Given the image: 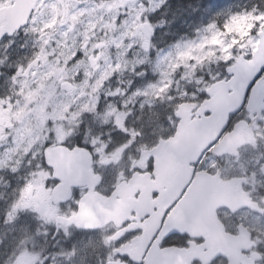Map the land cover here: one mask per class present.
I'll return each instance as SVG.
<instances>
[{
    "label": "flooded vegetation",
    "instance_id": "flooded-vegetation-1",
    "mask_svg": "<svg viewBox=\"0 0 264 264\" xmlns=\"http://www.w3.org/2000/svg\"><path fill=\"white\" fill-rule=\"evenodd\" d=\"M72 1L75 0H40L26 31L45 2L44 14H48L50 10H56L58 13L61 11L64 22L70 12L69 3ZM113 1L116 0L96 2L106 4ZM120 1L125 5L137 3ZM10 3L11 0L9 5ZM148 30L152 32V28ZM263 30L264 23L257 33V44L253 53L260 44L259 36ZM24 32L23 29L12 40L15 41ZM154 33L148 35L150 39L145 44L148 45L146 48L150 53L157 51V40H164L168 36L164 37L163 33L155 30ZM18 45L20 44H14L7 56L2 55L5 45L2 43L0 46V97L11 96L14 106L24 103V98L17 97L18 93L11 91L10 87V77L17 72L14 62L15 53L19 50ZM86 49L87 46L84 47V50ZM249 52L250 50H247L246 54H241L245 55L247 61ZM82 56L84 55L80 52L75 54L71 62L76 64L83 61ZM101 62L100 53L92 56L88 59L90 65L87 70L72 71L70 76L56 84L52 95L53 99L60 95L75 96L68 100L69 103L66 102V116L71 118L80 112L81 126L74 133L64 135V138L69 147L79 145L92 153L89 156L92 177L97 180L88 186L73 188L71 200L57 204L53 194L61 182L59 185L55 184V172L53 168H49L46 157L41 155V149L45 145L39 147L40 150L34 157H24L19 173L11 172L13 175L5 179L0 178V181H6L9 187L15 181H22L20 210L29 224L28 228L32 225L36 233L43 234L39 227L45 225L47 237L53 235L52 244L55 242L64 245L69 238L66 246L74 243L70 242L73 238H92L108 233L107 245L92 247L103 248L93 255L91 261L96 264H109V255L114 257L111 263L124 264L115 258L111 246L125 235V231L133 229H138L140 238L130 241L123 251L135 261L143 259L148 262L150 258H158L170 250L186 254L184 260L191 261V264H228L224 258L211 259L208 253L216 249L240 248L246 257L255 254L264 256V83L256 86L252 102L246 110L238 113L229 132L223 136L220 134L211 147L200 155H195L193 153L196 148L191 152L188 137L196 132L194 130L182 131L187 139L179 138L171 143L161 141L173 136L184 120L186 124L195 127L209 119L207 117H211V113L199 112V108L204 104L205 92L199 94L197 99H190L189 94L174 89V85H177L175 83L171 92L151 98H137L133 93L142 89L145 79L143 75L137 74V68L133 74L113 75L104 78L103 83H97ZM38 63L39 61L30 63V69L29 65L24 68L25 79L31 78ZM45 63L46 61L42 60V65L38 67L44 68ZM74 67L71 65L66 69ZM59 73V70L56 71L55 77L52 78L55 79ZM228 78L226 72L219 81ZM43 86L46 88L45 83ZM232 94V90L227 93L229 96ZM83 101H87L90 107L86 105L82 108L80 104ZM52 106L50 103L44 109V116L47 118L41 135L50 138L45 144L56 143V147L60 148L62 145L54 134L60 132L56 128L62 124L53 117ZM183 106H187L189 110L181 114V120L175 113ZM108 108H115V116L121 121L132 119L134 124H127L128 133L135 130L138 135L129 140L122 129L113 130L108 127L96 132L91 131L89 127L95 120L94 116L106 117L110 110ZM31 111L32 107L19 120H24L25 115H30ZM11 113L13 109H0V133L3 132L5 138L11 137V132L8 131ZM63 119L65 120V117ZM162 144H167V147H162ZM152 158L156 159V168L154 173L149 175L144 170ZM197 159L199 163H195V169L201 173L199 176L192 172ZM257 160L260 165L254 167L252 163ZM100 176L104 177L102 182ZM91 190L103 197L115 198L121 213L117 221L95 232L57 225L59 217H71L73 212L78 213L77 202ZM6 198L10 204L15 201L13 195H6ZM126 223L127 229L122 227ZM169 232H175L176 235L167 245L161 247L160 241ZM186 240L190 243H186ZM47 256L48 250L35 257V260ZM16 264L28 263L24 260ZM259 264H264V260Z\"/></svg>",
    "mask_w": 264,
    "mask_h": 264
},
{
    "label": "rangeland",
    "instance_id": "rangeland-1",
    "mask_svg": "<svg viewBox=\"0 0 264 264\" xmlns=\"http://www.w3.org/2000/svg\"><path fill=\"white\" fill-rule=\"evenodd\" d=\"M96 1L98 0L72 1L69 3L70 12L64 22L61 11L58 13L56 10H50L48 14H44L45 2L41 5L31 27L18 36L10 46L3 48L2 55L7 56L14 44H20L19 50L14 52L16 67L23 65L25 68L36 61H39V66L42 65V60L46 63L44 68L37 66L31 78L25 79L22 73L15 85L12 83L10 85L11 91L18 93L17 97L24 98V103L14 106L9 120L10 128L14 125L18 132L11 133L9 138H5L3 132L0 133V141L2 140L0 178L5 179L13 175L11 174L13 168L19 171L24 157H34L39 152V147L44 146L50 139L41 135L47 118L44 116V109L48 104L53 105V117L62 124L57 126L56 129L60 132L54 134V137L69 132L74 133L80 129V112L71 118L66 116L68 111L66 102L69 103L68 100L75 96L60 95L53 99L52 95L56 84L70 76L72 71L87 70L90 65L88 59L92 56L99 53L102 55L97 83H103L102 80L109 76L133 74L137 68V74L145 77L144 86L137 91L140 93L137 98H151L171 92L172 86L177 83L174 89L189 94L190 99H197L199 94L206 92L208 87L216 82L217 78L220 79L226 74L227 62H235L242 53L246 54L247 50H254L257 34L253 36L252 31L257 29L258 33L264 23L261 16L250 13L237 14L235 7L228 0L220 1L215 8L196 12L198 16L193 18L194 21L191 23L188 17L185 22L178 21L176 15L172 18L156 17L168 5L169 0H165L164 5L159 8H157L159 0H143V2L140 0L131 5H125L120 0L106 4ZM145 5L156 9L150 17L152 26H149L148 20L144 18ZM6 6H9V3L3 7ZM233 17L237 19L224 30V25L232 21ZM147 24L149 29L155 31L163 32L173 25L183 27L184 30L178 32L175 38H171V42L160 41L161 44L155 42L157 51L150 53L145 47L150 38L142 30ZM212 25H216V28L210 32L209 28ZM150 31L149 35L152 33ZM200 45L203 47H198ZM85 46H87L86 50H84ZM189 47L193 51L189 56L181 59L180 53L188 52ZM79 52L83 53L84 60L73 64L71 62L73 56ZM71 65L75 66L74 69H66ZM58 70L60 73L53 79ZM44 83L46 88L43 86ZM153 85L155 87H152ZM80 105L82 108L86 105L90 107L87 101H83ZM30 107H32L31 114L25 115L24 120H19ZM109 112L112 114L109 115ZM115 113L116 109L115 111L110 109L106 117L94 116L95 120L89 129L94 132L108 127L118 130L122 129L121 125L124 123L134 124L132 119L121 121ZM252 165L259 167L260 162L254 161ZM18 171L16 172L19 173ZM21 186L22 181H15L11 187L6 181H0V264H16L24 260L28 264H96L91 261L93 255L103 248L92 247L107 245L105 240L108 233L92 238H73L70 242L74 243L69 246H66L69 238L64 245L55 242L52 244L53 235L47 237L45 225L39 227L44 236L36 233L32 225L28 228L29 224L20 210ZM6 195L15 196L13 204H10ZM13 205H15L14 211H12ZM9 211H12L11 219L6 215ZM22 249L24 251L16 258L14 253ZM46 250H48L46 258L35 260V257L41 256Z\"/></svg>",
    "mask_w": 264,
    "mask_h": 264
},
{
    "label": "water",
    "instance_id": "water-1",
    "mask_svg": "<svg viewBox=\"0 0 264 264\" xmlns=\"http://www.w3.org/2000/svg\"><path fill=\"white\" fill-rule=\"evenodd\" d=\"M126 1L129 2L138 0ZM38 2L39 0H14L13 3V0H11L12 5L10 7L0 9V31L13 30L25 21H27V26ZM236 64L239 65L240 71L238 78L227 87H225L223 83H220L214 89V103L204 104L199 111L202 114L211 113L213 115L210 119L202 122V124L195 126L196 131L200 130L201 132V134L196 136L202 140V142L194 144L196 149H193V154L195 155H199L202 151H204L205 148H208L218 139L220 132L224 129V126L228 120L229 114L240 108V104L244 95V89L247 87V81L253 74H255V72L259 71L261 66H264V31L260 34V44L257 51L254 53L253 61L249 63L242 56L236 62ZM229 90L233 91V94L230 96L227 95ZM188 110L189 109L187 106H183L180 108L179 112L184 114ZM184 129H186V126L183 127V130ZM193 150L191 152H193ZM56 153L61 155L64 159L61 163L53 159V156ZM51 158L54 161V170L56 166H59L63 169V184L55 190L54 196L56 199H58V201H67L70 198L69 190L71 186L74 187L87 184L88 181L86 180L90 176V169L86 166V164L83 163V159L79 156L77 161L71 158V160H67L63 152L56 151L52 153ZM67 171L69 172L66 178L64 177V173H67ZM55 176H57V173ZM68 193L69 195H67ZM85 198L84 214H78V216L72 217L68 220L63 219L62 221L65 225H74L77 228L84 230H97L104 228L107 224L117 220L120 216V208L115 202V198L107 200L94 194H90ZM80 212L81 209L79 213ZM241 253L242 252L240 248L226 250L216 249L210 250L208 255L212 259L218 256H223L229 260V264H255L257 259L252 257L251 260H245L246 257H243ZM184 258L176 251H168L166 254L159 256L158 258H150L147 264H190V261L184 262Z\"/></svg>",
    "mask_w": 264,
    "mask_h": 264
},
{
    "label": "snow or ice",
    "instance_id": "snow-or-ice-1",
    "mask_svg": "<svg viewBox=\"0 0 264 264\" xmlns=\"http://www.w3.org/2000/svg\"><path fill=\"white\" fill-rule=\"evenodd\" d=\"M143 2V0H142ZM9 0H0V7H3L5 4H8ZM14 3V0H13ZM165 3V0H159V4L157 5V8L162 7ZM146 7V13L144 18L148 20V24L149 26H151V16L153 15V13L155 12L156 9H152L150 7H148L147 5H145ZM261 18L264 19V13L261 14ZM236 17L232 18V21H229L228 23H226L224 25V30L228 29L231 26V23L236 20ZM26 24L27 21H25L24 23L18 25L15 29L10 30V31H0V43H3L5 46H10L11 43H13L14 41L12 40V37L19 35L20 31L22 29H24L26 31ZM259 27V26H257ZM216 28V25H212L209 28V31L212 32L213 29ZM223 31V30H221ZM154 29H152V35H154ZM257 34V29H253L252 31V35L255 36ZM215 39V33L213 34V40ZM145 47H148V45H145ZM198 47H203V45H200ZM193 51V49L191 47H189L188 52H181L180 53V58L183 59L186 56H189L191 54V52ZM254 58V53L252 51H250L248 53V62L251 63L253 61ZM31 68V65H29V69ZM25 69L23 67V65H18L17 66V72L15 75L10 77V82L15 85V83L18 80V77L20 76L21 73H24ZM226 72L228 73V79L224 80L223 82L219 81V79L217 78L216 82H214L210 87H208L207 91L203 94V103L204 104H212L214 103L215 100V93H214V89L220 84L223 83V85L225 87H227L228 85H230L233 81H235L238 76L240 75V71H239V65L235 64L232 61H229L226 63ZM264 83V66H261L259 68L258 72H255V74H253L251 76V78L247 81V87L244 89V95H243V99L241 101L240 104V108H238L236 111L231 112L229 114L228 120L225 124V127L221 133V136L227 134L229 132V130L234 126L233 125V121L236 120V117L238 115V113L241 110H246L249 106V104L252 102V97L253 94L256 91V86L259 84ZM152 87H155L154 85ZM161 91H163L161 89ZM134 95H139V92L133 93ZM182 106V105H181ZM14 105L12 103V97L11 96H6V97H0V109H3L4 111H8L10 109H13ZM113 111H115V109H113ZM112 113L109 112V115H111ZM181 115V113L179 111H177L175 113V116L177 118H179ZM207 118H211V117H207ZM107 119V118H106ZM119 122V120H118ZM179 122V121H178ZM122 130L125 132V134L128 136V139L131 140V138L133 136L138 135L135 130H133L130 134L128 133V129H127V125L126 123H124L123 125H121ZM182 130H183V124H180L179 128H176L175 133L173 136L168 137L166 141L162 140L161 142H168L171 143L173 141H175L178 137L181 136L182 134ZM9 132L11 133H17L18 130L15 128V126L13 125L12 128L8 129ZM15 138V137H14ZM219 139V138H218ZM58 141L59 143L62 145L60 148L56 147V143H52V144H45L44 148L41 149V155L43 157L47 158V163L49 165V168H52L54 165V161L52 160L51 156L53 152L59 151V152H63L65 153L68 157L72 158L75 157L77 155H87V156H91L92 153L88 151L87 148H81L79 145L75 146V147H69L67 145V141L64 138V135H59L58 136ZM93 144L95 143V141L92 142ZM215 143V142H214ZM211 147V146H210ZM210 150V149H209ZM29 155H31V153H29ZM98 159V157H97ZM195 163H199V159H197L192 167V172L194 175L199 176L201 173L196 172L195 169ZM156 168V159L152 158L149 160L147 168L144 170L147 174L151 175L154 173ZM12 171L15 173L16 171H18V169L13 168ZM47 171V170H46ZM55 171L57 173V176L54 178V182L56 185H59L61 180L63 179V169L59 166L55 167ZM49 175H51V173H49ZM99 179L101 180V182L104 180V177L100 176ZM85 199H81L80 201H78L77 203L79 204V207L81 209V212L79 213L80 215L84 214V208H85ZM15 210V205L12 206V211ZM12 211H9L6 213L7 217L9 219H11L12 217ZM73 217L77 216V213L73 212ZM123 228L127 229V223L122 225ZM176 235L175 232H169L162 241H160L161 247L165 246L168 244V242L170 240H172V238ZM183 235V234H181ZM140 235H139V231L138 229H133L131 231H125V235L122 236L117 242L116 244L111 246V251L114 252L115 254V258L121 260L122 262H124V264H147L146 261H144L143 259L139 260V261H135L134 258L130 257L129 255H127L123 249L127 246V244L130 241H134L135 239H139ZM111 239V237L109 238ZM107 240H105V243L107 244ZM186 243H190V241L186 240ZM24 250L22 249L20 252H15L14 256L16 258L19 257V255L23 252ZM113 256L109 255L108 260H109V264H111L112 260H113Z\"/></svg>",
    "mask_w": 264,
    "mask_h": 264
},
{
    "label": "trees",
    "instance_id": "trees-1",
    "mask_svg": "<svg viewBox=\"0 0 264 264\" xmlns=\"http://www.w3.org/2000/svg\"><path fill=\"white\" fill-rule=\"evenodd\" d=\"M222 0H169L168 5L160 11L159 14L156 15L159 19L161 17H173L174 15L177 16L178 21L185 22L188 17L191 21H194L193 18H196L198 14L196 12L204 11L209 8H215ZM234 8L237 14L240 13H250L254 14V16H261L264 13V0H228ZM169 13V15H167ZM184 30L183 27H177L175 25L171 27H167L165 31H158L163 33V36L168 35L165 37L167 40H157V42L164 41V42H171V38H175L178 35V32H182ZM160 36H162L160 34ZM161 44V42H160ZM159 44V45H160ZM165 44V43H164ZM162 48V46H160Z\"/></svg>",
    "mask_w": 264,
    "mask_h": 264
}]
</instances>
